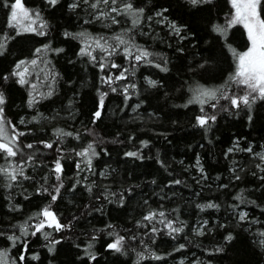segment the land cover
<instances>
[{
    "label": "trees",
    "instance_id": "trees-1",
    "mask_svg": "<svg viewBox=\"0 0 264 264\" xmlns=\"http://www.w3.org/2000/svg\"><path fill=\"white\" fill-rule=\"evenodd\" d=\"M22 1L11 27L0 0V264H264V98L233 79L232 0Z\"/></svg>",
    "mask_w": 264,
    "mask_h": 264
},
{
    "label": "snow or ice",
    "instance_id": "snow-or-ice-1",
    "mask_svg": "<svg viewBox=\"0 0 264 264\" xmlns=\"http://www.w3.org/2000/svg\"><path fill=\"white\" fill-rule=\"evenodd\" d=\"M58 2V0H49V3L52 5H55ZM99 2V0H98ZM103 2L105 4L108 3V0H103ZM191 2L193 4H197L199 2H201V0H191ZM112 3L115 4L116 0H112ZM261 4V0H232V5L233 7L236 9L235 15L232 18V20L230 21V25L232 24H236V23H242L244 25V27L247 29L248 31V38L251 41V47L248 49L247 52L243 53V54H237L238 55V66H237V71L235 73V76L233 77L234 80H236L237 83L242 84L247 86L249 89H251L253 92H259L260 96L262 98H264V20L260 19L259 13H258V7ZM5 6L7 7V3L5 4ZM96 4H93L92 7H96ZM11 7V17H10V21H9V26L11 27H15V23H18V14H23V16H28L29 13L26 9H24V6L22 4V0H14V3H12L10 5ZM71 7H76L75 4H73ZM126 7L131 10L132 9V5L128 4L126 5ZM113 11H117V9H113ZM142 11V9L140 10ZM113 22H115L114 18H113ZM214 30L220 32L222 35L225 32V29L220 28L219 26H217ZM177 31H179V29H177ZM42 34V33H41ZM81 36H83L84 34L81 33ZM117 39L119 40V42L121 44H124L125 41L120 39L119 37H117ZM97 47L101 48V50L106 51L107 49L104 48L103 45L100 44V41L97 40L96 42ZM3 46L0 45V48H2ZM39 51V49L37 50ZM85 51L82 49V52ZM114 51V49H113ZM125 51H127V49H125ZM90 55V53H88ZM111 54V53H110ZM235 54V53H234ZM148 53L144 52L141 55H138L135 57V59L140 60L143 57L147 56ZM93 59H95V57H93ZM32 63H35V61H33ZM113 67H118L117 65H112ZM20 65H17V68H19ZM101 67H103V65H101ZM166 70V69H165ZM13 75H19L20 76V80L19 83L20 84H24L25 80L23 79L24 73L20 72V73H16L14 72ZM123 78V73H121L120 77H117V79ZM5 79H7V77H5ZM111 80V77H109V81ZM150 83H152L153 85H155L154 81H151ZM113 91H115V89H113ZM201 96L203 97H208L210 99H215L216 98V92L215 91H202L201 92ZM201 96H197L196 100L197 102L203 103L204 101L201 99ZM225 99H230V102L233 106H239V104L242 102L244 104H249V99L247 96H243V97H223ZM5 103L4 100V96L3 93L0 92V105H3ZM103 104V98H101V106ZM214 106V105H213ZM2 113H3V108L0 107V117H2ZM100 111H97L94 115L95 117L99 118L100 116ZM208 119L209 118H205V117H198V124L203 127L208 123ZM210 119L215 120V116L210 117ZM22 135V133H21ZM70 135V134H69ZM5 139L4 136V127H3V122L2 120H0V141H3ZM48 148L52 147V144H46L45 145ZM27 147L31 148L32 145L29 144L27 145ZM89 148H91V145H89ZM0 151L5 152L8 156H15L16 155V151L13 150V147H11L8 143H4V142H0ZM86 153H79V155H85ZM93 155H95V153L93 152ZM127 155L129 156H135V153H127ZM61 169V165L59 164V162H57L56 164V171H60ZM3 171V170H0ZM13 180L16 179L15 176L11 177ZM176 183H179V181H177ZM57 194L59 193V188L56 189ZM57 198L56 195L52 196V199L55 200ZM207 207L212 208L215 207V205L213 204H209L207 205ZM41 215H43L46 218H52L53 220L55 219L54 215L48 211V209H44L41 213ZM161 215H163V213H161ZM152 217H145V219H151ZM244 216L243 214L241 215V219H243ZM45 221L41 220L40 223L36 226V231H40L43 227H44ZM49 226H51V224H49ZM169 228H171V222H169V224L167 225ZM61 227V225H59L58 223L56 224V228L57 230H59V228ZM173 231H181V229L179 228H175L172 229ZM23 234V233H22ZM33 235H35L36 233L33 232ZM9 239H19L18 237H9ZM45 239H47V234L45 235ZM230 239V237H229ZM123 240V237H120L116 240L115 243L109 244L108 247L110 249L115 250L116 252H120L121 251V242ZM26 247V245H25ZM52 249L50 248L49 251H51ZM35 259V257H33ZM91 259H95L94 256L90 257ZM24 257L21 256V260H23Z\"/></svg>",
    "mask_w": 264,
    "mask_h": 264
},
{
    "label": "rangeland",
    "instance_id": "rangeland-1",
    "mask_svg": "<svg viewBox=\"0 0 264 264\" xmlns=\"http://www.w3.org/2000/svg\"><path fill=\"white\" fill-rule=\"evenodd\" d=\"M22 4H23V1H22ZM23 6H24V4H23ZM24 9H26V7L24 6ZM27 10V9H26ZM28 11V10H27ZM235 12H236V9H235ZM235 12H234V15H235ZM28 13H29V11H28ZM259 13V12H258ZM234 15H233V17H234ZM103 17H106L105 15H102ZM260 16V15H259ZM232 17V18H233ZM114 17H112L111 19H113ZM260 19H262L261 17H260ZM32 21V19H30V16L28 15V16H23V14L21 13V14H18V23L17 24H22V23H29V22H31ZM242 24V23H241ZM243 25V24H242ZM247 30V29H246ZM247 33H248V31H247ZM251 47V41H250V46H249V48ZM248 48V49H249ZM248 49L245 51V52H247L248 51ZM244 52V53H245ZM239 84V83H238ZM240 86H243L244 88H247V90H251V89H249L247 86H245V85H242V84H239ZM252 91V90H251ZM253 92V91H252ZM258 94H259V92H257ZM0 107H2L3 108V105H0ZM0 120H2V122H3V127H4V136H5V139L3 140V141H0V142H4V143H8V144H10L11 143V141L13 142L14 141V138H15V134L14 133H12V134H10V128H9V126L8 125H6L7 124V122H6V120H5V118H4V115H3V113H2V117H0ZM8 126V127H7ZM259 155H260V157H261V159H262V161H264V149H262L261 150V152L259 153ZM59 164L61 165V163L59 162ZM61 168H62V166H61ZM49 212H51L53 215H54V217H55V219L53 220L52 218H46V217H44V219H45V223H52V224H54V225H56L57 223H58V220H57V218H56V216H55V214L51 211V210H48Z\"/></svg>",
    "mask_w": 264,
    "mask_h": 264
},
{
    "label": "water",
    "instance_id": "water-1",
    "mask_svg": "<svg viewBox=\"0 0 264 264\" xmlns=\"http://www.w3.org/2000/svg\"><path fill=\"white\" fill-rule=\"evenodd\" d=\"M100 113H101V110H100ZM101 115V114H100Z\"/></svg>",
    "mask_w": 264,
    "mask_h": 264
}]
</instances>
